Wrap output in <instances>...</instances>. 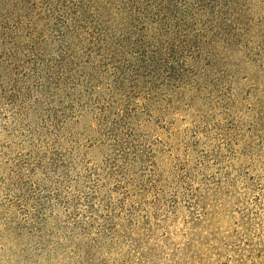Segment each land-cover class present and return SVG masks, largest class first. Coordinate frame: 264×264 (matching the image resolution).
Returning <instances> with one entry per match:
<instances>
[{"label":"rangeland","instance_id":"374dc122","mask_svg":"<svg viewBox=\"0 0 264 264\" xmlns=\"http://www.w3.org/2000/svg\"><path fill=\"white\" fill-rule=\"evenodd\" d=\"M9 1L0 264H264V0Z\"/></svg>","mask_w":264,"mask_h":264},{"label":"trees","instance_id":"16d2710c","mask_svg":"<svg viewBox=\"0 0 264 264\" xmlns=\"http://www.w3.org/2000/svg\"><path fill=\"white\" fill-rule=\"evenodd\" d=\"M66 1H68V0H66ZM85 1L87 2L86 6L82 1H78L77 4L76 3L72 4V6L75 7V9L77 10L76 11L78 13L77 19H80L81 17L87 18L86 15L88 17L95 18L93 16H90L91 15L90 13H87L83 10L92 9V8L87 9V6L95 3L96 0H85ZM172 1L173 0H104L106 8L108 9L106 13L109 12L110 14L114 15V18H113L114 20L112 22L110 20L108 23H106V25L104 27L98 26V29L101 32L100 34H101L102 38H106L105 40H110L111 36H112L111 33L112 32L117 33L120 30L119 26L120 27L124 26V23H126V20L124 17L132 18L133 16L137 15L135 13L141 14L143 17H147L148 15L153 13V11L155 9V6L153 4H155L156 7H164L165 5L170 4ZM15 3H17V4H15V6H14V5H12L13 0L9 1L8 8L11 9L12 6L14 8H16L20 5L21 6L26 5L27 1L18 0ZM68 3H70V2H68ZM79 10H81L82 12H78ZM12 17H13V15L10 14L9 12L3 13L2 22L4 23L5 20H8V22H9L12 19ZM133 18H135V17H133ZM108 33L110 34V36L108 35ZM114 40H116V39H114ZM114 40H111V42H113ZM116 42L120 43L118 40ZM158 54H159V52H158ZM153 55H156V54H153ZM152 59H153L152 61L154 62L155 57Z\"/></svg>","mask_w":264,"mask_h":264}]
</instances>
